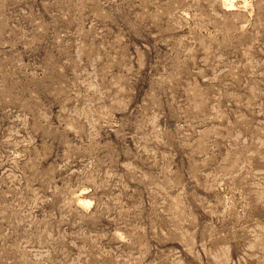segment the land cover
<instances>
[{
	"label": "rangeland",
	"instance_id": "obj_1",
	"mask_svg": "<svg viewBox=\"0 0 264 264\" xmlns=\"http://www.w3.org/2000/svg\"><path fill=\"white\" fill-rule=\"evenodd\" d=\"M234 3L0 0V264H264V0Z\"/></svg>",
	"mask_w": 264,
	"mask_h": 264
},
{
	"label": "bare ground",
	"instance_id": "obj_2",
	"mask_svg": "<svg viewBox=\"0 0 264 264\" xmlns=\"http://www.w3.org/2000/svg\"><path fill=\"white\" fill-rule=\"evenodd\" d=\"M226 1V4L227 5H229V6H234L235 5V0H225ZM81 200V199H80ZM87 201H89L90 202V200H87ZM85 202H86V200H85ZM88 203V202H87Z\"/></svg>",
	"mask_w": 264,
	"mask_h": 264
}]
</instances>
